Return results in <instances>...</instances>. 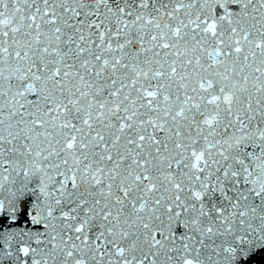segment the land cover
I'll return each mask as SVG.
<instances>
[{"label":"snow or ice","instance_id":"6c2138e0","mask_svg":"<svg viewBox=\"0 0 264 264\" xmlns=\"http://www.w3.org/2000/svg\"><path fill=\"white\" fill-rule=\"evenodd\" d=\"M260 251L264 0H0V264Z\"/></svg>","mask_w":264,"mask_h":264},{"label":"water","instance_id":"95a60500","mask_svg":"<svg viewBox=\"0 0 264 264\" xmlns=\"http://www.w3.org/2000/svg\"><path fill=\"white\" fill-rule=\"evenodd\" d=\"M246 264H264V251H260L251 257Z\"/></svg>","mask_w":264,"mask_h":264}]
</instances>
